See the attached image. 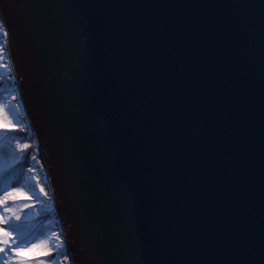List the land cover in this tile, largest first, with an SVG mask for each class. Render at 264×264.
<instances>
[{
    "label": "water",
    "instance_id": "95a60500",
    "mask_svg": "<svg viewBox=\"0 0 264 264\" xmlns=\"http://www.w3.org/2000/svg\"><path fill=\"white\" fill-rule=\"evenodd\" d=\"M71 264H264V0H3Z\"/></svg>",
    "mask_w": 264,
    "mask_h": 264
},
{
    "label": "bare ground",
    "instance_id": "6f19581e",
    "mask_svg": "<svg viewBox=\"0 0 264 264\" xmlns=\"http://www.w3.org/2000/svg\"><path fill=\"white\" fill-rule=\"evenodd\" d=\"M6 42V37L0 34V45L3 46V53L6 58L2 60L0 57V65H7L9 68L4 71V67H0V109H2L0 121L7 122L9 119H17V128L13 130L10 125L9 128H0V131H4L0 133L2 135V139H0V166L3 168L2 172L0 169V192L3 191L1 187L6 186L5 182H7L6 184L12 186L15 191L23 194L16 199L15 206L19 213L18 216H20V220L14 221L19 232L18 237L19 239L23 238L24 241L29 238L32 244L44 245L27 251V254L22 256L23 264H47L45 263L46 260L49 264H71L69 253H67L62 242L63 237L59 230L55 205L53 208L51 207L53 194L47 177L46 164L21 100L14 71L7 54ZM9 75L13 76L15 85L12 89L10 88L11 77ZM14 106L15 109H19L20 118L16 116ZM8 135L17 136L21 142L10 139H5L3 142ZM22 144H28L30 147L21 151L20 145ZM34 151L39 154L41 164L33 159ZM32 176L37 178L35 179L38 181L37 187L32 182L34 179L31 180ZM41 187L44 188V193L47 195L40 192ZM27 196H30L31 199H27ZM23 228H26L25 231L21 230ZM54 232L59 235V240L53 238ZM60 243H62V247L57 248L56 245ZM49 247L54 250L53 255L44 257L42 253L47 251ZM59 257L64 259L60 261Z\"/></svg>",
    "mask_w": 264,
    "mask_h": 264
},
{
    "label": "snow or ice",
    "instance_id": "6c2138e0",
    "mask_svg": "<svg viewBox=\"0 0 264 264\" xmlns=\"http://www.w3.org/2000/svg\"><path fill=\"white\" fill-rule=\"evenodd\" d=\"M3 0H0V34H2L4 37L9 36V30L7 23L4 19L3 14ZM3 50V46L0 45V51ZM0 67L7 68V65H0ZM15 99V97H13ZM2 111V109H0ZM9 125H11V121L3 122L0 121V128H9ZM14 127V126H13ZM30 145L28 144H22L20 145V150L23 151L25 149H28ZM35 159V157H33ZM34 171V169H33ZM40 192L44 193V188H40ZM47 195V193H44ZM21 195L18 191H9L5 193L4 198L0 199V206L5 205L9 199L16 200ZM27 199H31L30 196L26 197ZM25 207H28V205H25ZM5 213H9V215H5ZM20 220V216L16 215L15 212L8 207L3 208V212H0V264H23V258L22 253L26 250L31 251L32 249H35L37 247H43V244H32L28 249H25L20 246L19 238L9 230V228L12 226V221ZM53 238L56 240H59L60 237L57 233L52 234ZM57 248L62 247V243L56 245ZM53 249L49 247V249L42 253L44 257H51L53 255Z\"/></svg>",
    "mask_w": 264,
    "mask_h": 264
},
{
    "label": "rangeland",
    "instance_id": "374dc122",
    "mask_svg": "<svg viewBox=\"0 0 264 264\" xmlns=\"http://www.w3.org/2000/svg\"><path fill=\"white\" fill-rule=\"evenodd\" d=\"M2 45V44H1ZM1 53H0V57H1V59L2 60H4V59H6L5 58V54L3 53V50L2 51H0ZM8 64V63H7ZM9 68L7 67V68H5L4 67V71H7ZM10 76V75H9ZM11 77V79H10V88L12 89V87H15V85H14V81H13V76L11 75L10 76ZM14 110H15V114H16V116L18 117V118H20V116H21V114H20V111H19V109L17 110V108L15 109V106H14ZM13 113V112H12ZM9 121H11V125H10V128H12L13 130H16V128H17V119H15V120H11V119H9ZM14 126V127H13ZM2 129H4V128H2ZM1 132H4V131H0V133ZM2 135H0V139H2V137H1ZM5 139L7 140V139H10V140H13V141H15V142H21V139L20 138H17V136H15V135H8L7 137H5L4 138V141L3 142H5ZM2 142V143H3ZM33 155H34V157H35V162H37V163H39V164H41V159L39 158V154L38 153H36L35 151H34V153H33ZM0 169H1V172L3 171V168H2V166H0ZM32 179H34V180H32ZM35 179H37L35 176H32L31 177V180H32V182L34 183V185L37 187L38 186V181L37 180H35ZM3 180V179H2ZM7 182H5V185L6 186H2L1 188H2V192H0V199H3L4 198V195H5V193H7V192H9V191H14V188L12 187V186H9L8 184H6ZM2 184V183H1ZM16 200H11V199H9L8 200V202L5 204V205H3V206H0V212H3V208L4 207H8V208H11L14 212H15V214L16 215H18L19 213H18V211H17V209L15 208V206H16ZM52 202V208L54 207V204H53V201H51ZM5 215H9V213H5ZM14 221H15V219H13V221H12V226L9 228V230L10 231H12L17 237H18V235L17 234H19V232L17 231V229H16V226H15V223H14ZM28 223V222H27ZM25 229L26 228H23V229H21V230H24L25 231ZM21 232V231H20ZM19 238V237H18ZM30 239L28 238H26V240L24 241V240H19V242H20V246L21 247H23V248H25V249H28L29 247H30V245L32 244V242L31 241H29ZM27 251L28 250H26V251H24L21 255L22 256H24V255H26L27 254ZM60 261H62V259H64L63 257H59L58 258ZM59 260H58V262H59ZM45 263H47V264H49L48 262H47V260L45 261Z\"/></svg>",
    "mask_w": 264,
    "mask_h": 264
}]
</instances>
